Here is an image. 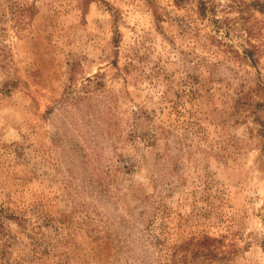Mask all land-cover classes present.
Here are the masks:
<instances>
[{
  "label": "rangeland",
  "instance_id": "obj_1",
  "mask_svg": "<svg viewBox=\"0 0 264 264\" xmlns=\"http://www.w3.org/2000/svg\"><path fill=\"white\" fill-rule=\"evenodd\" d=\"M0 264H264V0H0Z\"/></svg>",
  "mask_w": 264,
  "mask_h": 264
}]
</instances>
